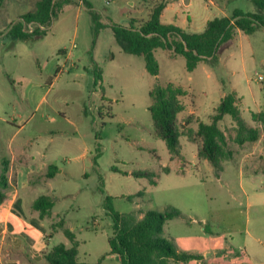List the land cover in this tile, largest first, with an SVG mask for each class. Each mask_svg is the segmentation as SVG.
I'll use <instances>...</instances> for the list:
<instances>
[{
    "label": "rangeland",
    "instance_id": "rangeland-1",
    "mask_svg": "<svg viewBox=\"0 0 264 264\" xmlns=\"http://www.w3.org/2000/svg\"><path fill=\"white\" fill-rule=\"evenodd\" d=\"M38 1L0 0V173L3 159L9 157V145L18 147L29 141L31 148H47L54 154L57 165L73 177L60 176L50 182L52 194L63 197L53 211L66 215L68 227L87 254L80 259L86 263L96 264L101 258V264H116L120 260L119 256L117 260L106 256L112 230L103 204L104 197L109 196L113 209L119 213L163 211L168 206L179 210L185 217L167 221L163 237L182 251L203 256L202 261L181 264H262L264 250L252 237L264 244L263 133L257 145L237 146L231 141L232 132H227L233 159L223 163L219 178L214 177L210 164L197 157L196 144L185 135L188 125L196 129L197 123L192 120L186 125L183 117L192 106H198L210 83L215 88V71L206 80L202 68L190 73L182 56L172 59L166 51L158 50L155 58L160 84L184 86L188 75L194 77L191 96L185 94L180 98L186 109L177 115L183 160L171 159L164 142L154 136L148 112V93L155 80L146 72L142 58L121 50L109 28L111 24L128 25L132 21L139 25L165 1L163 23L189 33H201L206 21L223 17L220 10L209 6L207 0H111L108 4L104 0H85L91 6L88 10L79 0H69L72 5L54 18L53 27L45 36L29 39L30 44L17 43L10 52L11 39L5 35L19 16L34 11ZM213 2L224 6L229 16L236 10L257 12L249 0ZM90 11L96 13L101 24L97 36ZM244 44L245 51L234 50L226 71L220 72L225 90L235 87L237 94L254 109L241 85V69L245 66L249 71L258 61H254ZM60 46L71 55L68 62H60L58 73H50ZM254 56L259 59V52ZM208 66L207 70L211 67ZM99 70L101 88L93 82V73ZM254 78L258 79V75ZM35 83L42 84L35 93L37 108L21 99L28 86ZM240 109L243 111V107ZM75 124L78 130L74 129ZM220 124L222 128L230 125L228 120ZM50 131L54 134L50 135ZM84 145L89 152L87 168L82 170L74 157ZM112 167L129 175L112 172ZM82 171L85 178L78 176ZM134 171L154 173L156 184L150 185L145 177L131 176ZM143 190V195L136 196ZM78 191L80 195H72ZM36 192L46 194L47 190ZM128 196L134 197L129 200ZM94 220L97 223L93 224ZM66 242L60 232L53 235L49 245Z\"/></svg>",
    "mask_w": 264,
    "mask_h": 264
},
{
    "label": "trees",
    "instance_id": "trees-1",
    "mask_svg": "<svg viewBox=\"0 0 264 264\" xmlns=\"http://www.w3.org/2000/svg\"><path fill=\"white\" fill-rule=\"evenodd\" d=\"M81 1L87 10L91 9L88 2ZM250 1L257 8L256 13L233 11L228 17L214 18L209 21L201 33H189L173 24H163L160 21V14L166 5L165 1L152 10L147 21L139 25H135L133 21L128 25H109L115 43L125 54L142 58L146 72L155 80L148 93L150 98L148 112L154 136L164 142L171 159L183 160L180 146L182 133L177 123V115L184 111L185 107L180 98L185 96L187 91L176 84L159 83L156 79L159 75V65L155 58V51L163 49L170 51L173 55L182 56L188 72H192L201 62L215 63L220 46L232 41L236 30L250 34L257 28L264 29V0ZM68 3L69 0H39L34 11L22 15L11 25L8 36L22 42L45 36V30H41L38 26H49ZM90 13L97 34L101 24L96 13L92 11ZM31 23L37 27L30 33L26 26ZM94 76L96 85L101 79L100 70L94 73ZM238 104L236 94L228 93L215 108L209 123L192 116L187 117L185 121L186 125L192 120L197 123V128L188 127L185 135L189 142L196 144L197 157L210 164L212 174L216 178H219L223 171V163L233 159V153L228 148L227 132H232L231 141L238 146L254 143L260 139L261 131L264 133V112L251 115L252 122L261 125L260 128L252 127L246 122ZM226 117L230 119V125L222 128L220 123ZM6 170L3 168V173L0 175V203L4 200V190L8 187L4 175ZM54 171L52 166L49 167L46 177L52 178ZM111 171L129 175L115 167H112ZM130 175L135 178L145 177L150 185L156 184L154 173L144 174L134 171ZM144 192L143 190L136 196H141ZM133 197L127 198L132 200ZM112 200L111 197L105 196L103 204L112 223V234L108 238V246L110 254L118 255L122 264H180L202 259L201 255L182 251L172 240L163 237V226L167 221L185 217L179 210L168 206L163 211L132 210L128 213H119L113 209ZM52 206L51 199L41 195L34 202L33 209L43 219L50 215ZM62 224L63 222L60 221L58 226L62 227ZM63 234L70 241V247L64 244L51 247L43 253L46 264H93L79 262L77 260L78 243L74 235L67 229L63 230Z\"/></svg>",
    "mask_w": 264,
    "mask_h": 264
},
{
    "label": "crops",
    "instance_id": "crops-1",
    "mask_svg": "<svg viewBox=\"0 0 264 264\" xmlns=\"http://www.w3.org/2000/svg\"><path fill=\"white\" fill-rule=\"evenodd\" d=\"M207 1L209 6L219 9L221 14H223V17L229 16V13L228 11H226L224 6L222 7L218 6L217 4H215V2H213V0H207ZM79 2L80 4L81 3L83 4L84 6L83 8L87 9L81 0H79ZM70 5L72 4L68 3L67 5H64L62 12L65 11V8ZM166 9H167V3L160 14V21H161V17L163 16V11ZM19 19L20 16L15 20V22H17ZM15 22H13V24ZM208 22L209 21H206V24ZM163 24H168V23H163ZM52 27H53V21L49 26H44L45 33L51 30ZM5 36L8 35L6 34ZM1 37L2 36L0 35V38ZM10 39H11L9 45L10 52L16 49L17 43L30 44V42H22L19 40H15L14 38H10ZM244 42H246L247 50L248 52H250V56L253 57L254 61H258V64H261V67H258L257 66L258 64L254 62V66H252V68L249 71L246 69L245 66H243V68L241 69L242 72L241 85L245 88L247 98L248 100H250V104L251 106L254 107V109H250L248 105V101H246L241 95L237 94L235 87L233 88L231 86L230 88L232 89H230L229 91L225 90L226 87L223 85V76L220 72V70L224 72L226 71L227 69L226 64L229 61L230 57L233 56L234 50L239 51L240 53H243V51H245ZM158 50H163V49H157L155 51V55L158 52ZM164 51H166L168 57L172 59L174 58V56H179V55H173L170 51L167 50ZM256 52L257 53L259 52L260 54L259 59L258 57L254 58ZM262 53H264L263 28H257L254 32L250 34H245L239 30H236L234 39L220 46L218 50V61L214 65L201 62L194 69L195 71L198 69V67L202 68L201 73L205 76L206 80L207 78L210 79L212 72L215 71L214 72L215 77L213 76L215 88L212 86L213 83H210V85H208V89L202 92L203 97L202 99H199L200 103L198 104V106L197 107L192 106V108L189 109L188 114L183 118L192 116L196 119L198 118L200 121L209 123L210 117L212 116L215 108L220 104L224 96L228 93H235L239 100V104H238L239 107L240 106H241L240 108L243 107V111L245 113L244 118L248 123V125L252 127L254 126L261 127V125L252 122L251 115L264 112V107H263L264 106V57H262L264 55ZM70 55L71 52H69L65 47L60 46L57 49V56L55 58V61H53V63L50 66L49 69L50 73L52 71L58 73L60 68L59 67L60 62L62 61L65 63L68 62ZM241 56L243 55L241 54ZM207 64H209L211 67L208 66ZM207 66L210 67L209 70H207ZM93 70H96V68ZM190 73H193V71ZM255 75H258V79L254 78ZM100 76L101 79L97 81V84L95 86H99L101 88L103 86L101 71H100ZM156 79L160 81V76L158 75ZM186 81H187V85L184 86L180 84H176V85H179L182 88H184L187 91V96L189 97L191 96L194 77L190 74L188 75ZM93 82H95L94 73H93ZM211 86L212 88H210ZM41 88H42L41 83H35L33 85L28 86V90L25 91L21 96L22 101L26 105L34 104L35 108H37L39 106V102L36 103L35 101V93ZM193 104L194 103H192V105ZM184 107H185L184 108L185 111L186 109L185 103H184ZM63 118L66 120L67 117L64 116ZM225 120H228L230 122V119L228 117L224 118V121ZM51 121H55V118H52ZM188 127L192 128L191 126ZM74 129L78 130L77 124L74 125ZM49 134L50 135L54 134V131H50ZM262 136H264V133L262 134ZM259 141H261V139L256 141V144L255 142L252 144L257 145ZM247 144L250 143H245L242 146H245ZM7 148H8L9 157L4 158L2 161L3 168L7 169L4 175L7 180L8 187L7 189L4 190L5 198L0 203V264H46V261L43 258V253L49 250L51 247L58 244H64L66 247H70L71 245L70 241L63 234L64 229L69 230L74 235L75 241L78 243L77 260L79 262L86 263L85 261H82L80 259L82 257L85 258L87 254L85 250L81 248L80 240H78L74 231L68 227V222L67 219L65 218L66 215L61 216V214L54 213L53 211L55 205L63 197L59 195H53L52 194L53 191H51L49 187L50 182L57 179V177L69 176L70 178L72 174L68 172L67 169L60 168L57 165L56 157H54V154L51 151H49L47 148L33 149L31 148V143L29 141L18 145V147H12L9 145ZM88 152H89L88 146L84 145L83 147H80L77 150V155L74 157V159L77 161L76 164H78L82 168V170H85L87 168L86 163L88 162ZM51 166L55 170L54 175L52 178H47L46 173L48 172V169ZM2 173L3 171H1L0 175ZM78 176L85 178L86 177L85 171H82V173ZM43 188L47 190L46 194H38V192H36V190ZM78 193L79 191L72 195L78 196L80 195ZM41 195L48 196L51 199V202L53 203L50 215L43 219H41L39 217V213L33 209L34 202ZM248 200H249V196H246V202ZM60 221L63 222L62 227L58 226V223ZM95 223L97 222L94 220L93 224ZM80 229H82L81 226ZM60 232L65 236L67 242L57 243L55 245L50 246L49 244L53 239V235ZM252 238H253V242L256 243L259 247L262 246V249L264 250V244H261V242L257 241L255 237ZM249 254H250L249 261H251L253 257L251 253ZM106 256L109 257L108 258L109 260H117L118 258L117 257L118 255L110 254L109 249L108 252L106 253ZM106 256L104 260L107 259ZM202 259L193 260V261H202ZM100 261L102 262L103 258H101L99 262H97L96 264H101ZM118 261L116 262V264L118 263L122 264L121 259L120 260L118 259ZM262 264H264V262H262Z\"/></svg>",
    "mask_w": 264,
    "mask_h": 264
},
{
    "label": "built area",
    "instance_id": "built-area-1",
    "mask_svg": "<svg viewBox=\"0 0 264 264\" xmlns=\"http://www.w3.org/2000/svg\"><path fill=\"white\" fill-rule=\"evenodd\" d=\"M105 1V3L106 4H108V3H110V1L111 0H104ZM37 27V25H35V24H28L27 26H26V28H27V30H28V32H33L34 31V29ZM41 30H44V26H38Z\"/></svg>",
    "mask_w": 264,
    "mask_h": 264
}]
</instances>
